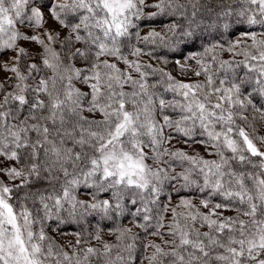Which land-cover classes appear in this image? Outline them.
Segmentation results:
<instances>
[{
	"label": "clouds",
	"instance_id": "1",
	"mask_svg": "<svg viewBox=\"0 0 264 264\" xmlns=\"http://www.w3.org/2000/svg\"><path fill=\"white\" fill-rule=\"evenodd\" d=\"M106 2L0 0V264H264V0Z\"/></svg>",
	"mask_w": 264,
	"mask_h": 264
},
{
	"label": "snow or ice",
	"instance_id": "2",
	"mask_svg": "<svg viewBox=\"0 0 264 264\" xmlns=\"http://www.w3.org/2000/svg\"><path fill=\"white\" fill-rule=\"evenodd\" d=\"M109 2H112V0H108V2H106L105 6L108 7V10L110 13L115 14V10L109 6ZM114 2H119V0H114ZM48 6L51 7V0H48ZM115 27H116L117 31L119 32L121 25L116 24ZM123 106H124L123 102H121L120 107L123 108ZM123 115H124L125 120H128L129 114L127 112H125V113H123ZM123 124H124V121H122L121 124L117 126V128L119 129L121 126H123ZM249 148L252 149V151H255V149L252 147L251 144L249 145ZM0 160H3V157H0ZM93 163H95V161H93ZM205 163H208V162L205 161ZM7 165H8V162L4 161V163L0 164V168H6ZM121 166H123V165H121ZM0 204H2V202H0ZM3 207L7 208V210H8V215H9V221L8 222L14 225L15 224V217L12 215L11 208H9L7 205H3ZM229 219H231V217ZM220 227H221V229H223L224 225L221 224ZM17 242L20 243V245H21V251H25V249L23 247V242H22V240H20L19 236H17Z\"/></svg>",
	"mask_w": 264,
	"mask_h": 264
}]
</instances>
